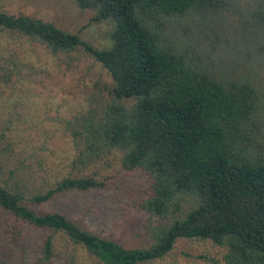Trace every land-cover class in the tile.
<instances>
[{"label":"trees","instance_id":"trees-1","mask_svg":"<svg viewBox=\"0 0 264 264\" xmlns=\"http://www.w3.org/2000/svg\"><path fill=\"white\" fill-rule=\"evenodd\" d=\"M73 1L91 10L90 20L109 22L107 46L0 10L5 86H23L21 76L36 73L27 69L36 47L51 57L81 49L111 80L105 96L74 118L71 135L80 146L70 170L52 185L43 179L51 168L36 171L28 160L22 170L11 166L12 119L0 115V264H46L60 255L70 264L73 254L57 245L58 236L102 264L148 263L180 238L225 248L222 264H264V138L255 128L264 98L253 83L258 65L264 68V0H243L241 7L238 0ZM222 40L249 44L242 50L230 45L234 59L223 64L213 57L219 60L216 51L226 49ZM247 51L254 52V62L242 61ZM250 63V72L238 71L250 70ZM111 152L123 169L145 174L141 209L171 217L148 228L150 243L144 247H123L64 212L32 207L103 188V180L85 170Z\"/></svg>","mask_w":264,"mask_h":264},{"label":"rangeland","instance_id":"rangeland-1","mask_svg":"<svg viewBox=\"0 0 264 264\" xmlns=\"http://www.w3.org/2000/svg\"><path fill=\"white\" fill-rule=\"evenodd\" d=\"M237 3V7L243 6V0H238ZM0 10L11 15L22 14L50 22L58 28L78 34L96 47L109 44V22L90 20L91 10L78 8L73 0H0ZM175 22L180 24L182 20ZM222 41V46H226V49L216 51L221 58L218 60L217 56H213V60L223 64L234 59L230 45L242 50L245 44H249L246 41ZM198 42L204 44L207 40L199 38ZM34 51L36 54H43H39L38 58ZM34 51L32 50L30 58L31 67L27 66V69L36 73L22 75L19 81L23 86L11 89L0 82V115L12 119L7 134H11V139L16 143V156L11 166L21 168L25 160H28L36 171L51 168L52 171H47V178L41 176L52 185L60 172V175H64L70 170L69 162L75 157L76 146H80L71 135L72 128H75L74 118L95 106L99 97L105 96L111 80L99 63L81 49L55 57L39 47L34 48ZM247 54L242 61L256 60L252 55L253 51ZM252 67L253 63H250V70L241 67L242 70L238 68V71L247 73ZM254 73L257 76L253 83L261 86L263 99V66L258 65V71ZM261 116L262 122L255 125V130L264 138V111ZM85 173L94 174L93 176L103 180L104 187L58 196L44 203L33 204V209L40 213L54 210L64 212L82 228L111 238L123 247L146 246L150 243L148 230L161 222H170L169 215L160 218L141 209L140 200L148 192L147 178L139 170L123 169L116 153L104 155L89 166ZM58 239L57 245H62L65 252L73 254L70 264H102L81 247L64 245L66 242ZM224 252L225 248L208 240L180 238L162 258L144 264H222ZM46 264L68 263L60 255Z\"/></svg>","mask_w":264,"mask_h":264}]
</instances>
